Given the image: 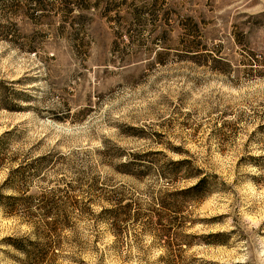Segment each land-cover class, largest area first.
<instances>
[{
  "label": "rangeland",
  "instance_id": "1",
  "mask_svg": "<svg viewBox=\"0 0 264 264\" xmlns=\"http://www.w3.org/2000/svg\"><path fill=\"white\" fill-rule=\"evenodd\" d=\"M16 240L264 264V0H0V264H37Z\"/></svg>",
  "mask_w": 264,
  "mask_h": 264
},
{
  "label": "trees",
  "instance_id": "2",
  "mask_svg": "<svg viewBox=\"0 0 264 264\" xmlns=\"http://www.w3.org/2000/svg\"><path fill=\"white\" fill-rule=\"evenodd\" d=\"M185 161H181V162H177V163H173L174 165H182ZM200 171H198L196 173V178H198L197 183L180 192H177L176 194H172L173 197L175 198H188V196L190 195L192 198L198 200L199 198L203 197L205 194V190L203 189L205 187L207 178L206 177H200ZM190 176H193V174H191ZM7 200L12 201V202H16L17 198L9 196L7 197ZM41 202V201H40ZM15 204V203H14ZM13 204V205H14ZM158 206L160 207L161 211L165 212V210L168 208H170L171 206H168L166 204L165 200H161L158 204ZM13 206L11 205V208ZM172 208V207H171ZM164 209V210H163ZM113 214L116 213L115 210H103L102 214L106 215V214ZM159 216V221L160 223L163 221H167L166 216L162 214L158 215ZM151 220V219H149ZM213 236H218V235H213ZM13 247H15L16 249L20 250L25 256L31 258L30 260H33V262H36L37 264H39L40 262L44 261V258H46V251H47V246H45L44 248H42L39 244L29 241V240H16L13 241ZM31 247V250H30ZM51 248V247H49ZM54 248V247H53ZM52 248V250H53ZM34 258V259H33Z\"/></svg>",
  "mask_w": 264,
  "mask_h": 264
}]
</instances>
